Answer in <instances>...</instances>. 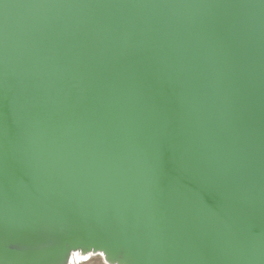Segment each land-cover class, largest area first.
<instances>
[{
    "label": "water",
    "instance_id": "1",
    "mask_svg": "<svg viewBox=\"0 0 264 264\" xmlns=\"http://www.w3.org/2000/svg\"><path fill=\"white\" fill-rule=\"evenodd\" d=\"M264 264V0H0V264Z\"/></svg>",
    "mask_w": 264,
    "mask_h": 264
},
{
    "label": "rangeland",
    "instance_id": "2",
    "mask_svg": "<svg viewBox=\"0 0 264 264\" xmlns=\"http://www.w3.org/2000/svg\"><path fill=\"white\" fill-rule=\"evenodd\" d=\"M105 264V262L103 261V259L101 257H94L92 258L90 261L83 263V264Z\"/></svg>",
    "mask_w": 264,
    "mask_h": 264
},
{
    "label": "bare ground",
    "instance_id": "3",
    "mask_svg": "<svg viewBox=\"0 0 264 264\" xmlns=\"http://www.w3.org/2000/svg\"><path fill=\"white\" fill-rule=\"evenodd\" d=\"M73 264H83V263H78V262L74 261V263H73Z\"/></svg>",
    "mask_w": 264,
    "mask_h": 264
},
{
    "label": "crops",
    "instance_id": "4",
    "mask_svg": "<svg viewBox=\"0 0 264 264\" xmlns=\"http://www.w3.org/2000/svg\"><path fill=\"white\" fill-rule=\"evenodd\" d=\"M88 264V263H87ZM91 264V263H90Z\"/></svg>",
    "mask_w": 264,
    "mask_h": 264
}]
</instances>
